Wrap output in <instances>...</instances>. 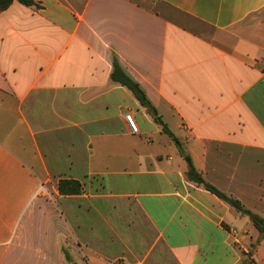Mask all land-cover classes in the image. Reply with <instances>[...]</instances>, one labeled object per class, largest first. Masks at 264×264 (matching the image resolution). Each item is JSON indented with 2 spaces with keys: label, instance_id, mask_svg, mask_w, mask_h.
<instances>
[{
  "label": "crops",
  "instance_id": "obj_1",
  "mask_svg": "<svg viewBox=\"0 0 264 264\" xmlns=\"http://www.w3.org/2000/svg\"><path fill=\"white\" fill-rule=\"evenodd\" d=\"M34 2L0 11V264H240L252 241L264 250L110 77L115 55L203 179L264 218V0Z\"/></svg>",
  "mask_w": 264,
  "mask_h": 264
},
{
  "label": "trees",
  "instance_id": "obj_2",
  "mask_svg": "<svg viewBox=\"0 0 264 264\" xmlns=\"http://www.w3.org/2000/svg\"><path fill=\"white\" fill-rule=\"evenodd\" d=\"M14 0H0V11L6 9ZM24 5H34L39 7V4L35 3L34 0H16ZM110 77L113 81L119 83L120 85L124 86L138 101L141 107L145 109V111L151 116L153 121L160 126L161 131L166 133L172 141L176 144L180 155L184 159L186 163V170L185 175L186 178L198 185H201L207 191L215 194L218 198L226 202L231 207L235 208L240 214L247 216L252 225L258 231V238H264V218L258 215L257 213L252 212L251 210L245 208L242 203L231 196L226 195L222 191L218 190L216 187L211 185L210 183L206 182L203 177L198 173L189 157V155L183 151L180 146V142L175 137V135L171 132V130L166 126V124L161 119L160 115L158 114L156 108L151 104L149 99L147 98L144 90L142 87L132 79L121 67L115 55H112V71L110 73ZM58 189L61 193H68V194H76L81 191V185L76 180H65L61 179L58 182ZM68 259V258H67ZM240 264H250L248 261H243Z\"/></svg>",
  "mask_w": 264,
  "mask_h": 264
},
{
  "label": "rangeland",
  "instance_id": "obj_3",
  "mask_svg": "<svg viewBox=\"0 0 264 264\" xmlns=\"http://www.w3.org/2000/svg\"><path fill=\"white\" fill-rule=\"evenodd\" d=\"M168 121L170 122H168V128L169 129H171V132L173 133V131H175L174 130V126H173V124H171V123H173V121L172 120H169L168 119ZM173 130V131H172ZM254 243V241H252L251 242V244L250 245H246V250H247V257H246V259H245V261H249L250 262V258H249V256H251L252 254H253V257L255 258V259H257V257H262L263 259H264V250L262 249V251H259L258 250V252L257 253H254V249H256V248H254V247H252V244ZM67 253V252H66ZM67 257H69V259H67L68 260V262H70V260H71V258H70V256L68 255V253L67 254H65Z\"/></svg>",
  "mask_w": 264,
  "mask_h": 264
},
{
  "label": "built area",
  "instance_id": "obj_4",
  "mask_svg": "<svg viewBox=\"0 0 264 264\" xmlns=\"http://www.w3.org/2000/svg\"><path fill=\"white\" fill-rule=\"evenodd\" d=\"M124 120L132 133H136L138 131V127L133 119V117L129 113H124Z\"/></svg>",
  "mask_w": 264,
  "mask_h": 264
}]
</instances>
